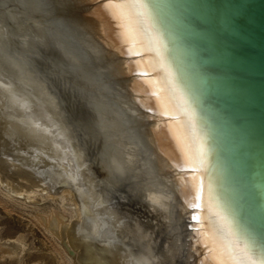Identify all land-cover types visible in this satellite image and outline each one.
Listing matches in <instances>:
<instances>
[{
  "label": "bare ground",
  "instance_id": "bare-ground-1",
  "mask_svg": "<svg viewBox=\"0 0 264 264\" xmlns=\"http://www.w3.org/2000/svg\"><path fill=\"white\" fill-rule=\"evenodd\" d=\"M106 3L0 0V190L62 205L37 214L73 264H194L176 122L138 75L154 60L128 54ZM3 236L0 264H57L50 248L19 260L24 238Z\"/></svg>",
  "mask_w": 264,
  "mask_h": 264
},
{
  "label": "water",
  "instance_id": "water-1",
  "mask_svg": "<svg viewBox=\"0 0 264 264\" xmlns=\"http://www.w3.org/2000/svg\"><path fill=\"white\" fill-rule=\"evenodd\" d=\"M147 3L167 63L195 114L219 205L264 249V0ZM154 69L139 77L162 78ZM193 240L203 258L207 249ZM198 258L194 264H203Z\"/></svg>",
  "mask_w": 264,
  "mask_h": 264
},
{
  "label": "snow or ice",
  "instance_id": "snow-or-ice-1",
  "mask_svg": "<svg viewBox=\"0 0 264 264\" xmlns=\"http://www.w3.org/2000/svg\"><path fill=\"white\" fill-rule=\"evenodd\" d=\"M106 8L118 22L128 54H151L154 67L162 73V78L154 77L146 83L152 88L150 95L157 101L159 114L176 122L174 138L184 161L180 170L191 173L188 180L193 197L188 207L195 210L191 215V221L196 225L193 231L201 233V243L214 264H264V249L237 228L219 205L207 179L206 145L197 131L195 114L177 84L176 74L167 63L165 45L154 27L147 0H107ZM138 75L150 74L140 72ZM147 111L152 113L154 109L149 107Z\"/></svg>",
  "mask_w": 264,
  "mask_h": 264
},
{
  "label": "rangeland",
  "instance_id": "rangeland-1",
  "mask_svg": "<svg viewBox=\"0 0 264 264\" xmlns=\"http://www.w3.org/2000/svg\"><path fill=\"white\" fill-rule=\"evenodd\" d=\"M1 148H3V147H1ZM2 193L3 192L0 190V235L2 236V237L0 236V238H4L5 236H3V235L7 236L8 234H13L16 237H19L21 239L24 238L23 240H24L25 244L27 245V246H25V252H27V253L25 254V252H23L20 255L19 260L26 259L27 257H29L31 254H34L38 250L43 251V250H47L50 248L56 254L57 264H73L68 259L67 255H65L66 252H65L63 246H60L61 244L57 240L56 236L51 231H49L47 228H44L45 225L42 224V219H41L40 215L37 214L40 212V210H42V212L48 211V210L54 211V209L55 210H58V209L63 210L62 205L61 204L57 205L59 202L54 201L52 198L50 199V198L44 197L45 198L44 199L41 197L43 199L42 200L40 197L39 198L33 197V200L28 199L27 201L26 200H17V199L14 200L12 198H9L8 196H5V194L4 193L2 194ZM39 199H41L42 201H40ZM46 199H47V201H46ZM15 201L17 204L15 203ZM27 202H28V204H27ZM53 206H54V209H52ZM58 206H59V208H58ZM48 208H50V209H48ZM33 209H34V211H33ZM32 211L37 216L35 214H33ZM42 212H40V214H42ZM66 213L68 214V211H66ZM8 215H9V217H8ZM36 217H38V219ZM42 238L43 239L45 238V239L41 240ZM44 241H45V243H44ZM47 241H48V245H47ZM55 247H56V249H55ZM57 250L58 251L60 250V252H58ZM28 251H32V252L30 253ZM63 252H64V254H63ZM21 256H23V257H21ZM75 264H81V262H75ZM82 264H84V263H82Z\"/></svg>",
  "mask_w": 264,
  "mask_h": 264
}]
</instances>
